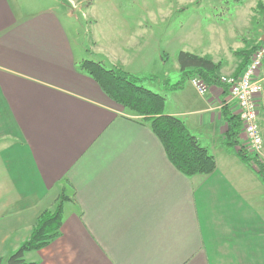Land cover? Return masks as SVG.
I'll return each instance as SVG.
<instances>
[{
	"label": "crops",
	"instance_id": "crops-1",
	"mask_svg": "<svg viewBox=\"0 0 264 264\" xmlns=\"http://www.w3.org/2000/svg\"><path fill=\"white\" fill-rule=\"evenodd\" d=\"M123 3L0 0V259L64 194L60 234L25 252L26 263L264 264V180L222 143L225 116L235 112L228 95L213 86L198 101L165 103L164 113L183 120L215 158L212 173L186 176L149 126L79 68L93 59L142 73L126 65L125 50L142 31L133 13L144 9L125 11ZM236 39L226 48L232 71L245 46ZM170 90L163 86L165 97Z\"/></svg>",
	"mask_w": 264,
	"mask_h": 264
},
{
	"label": "rangeland",
	"instance_id": "rangeland-1",
	"mask_svg": "<svg viewBox=\"0 0 264 264\" xmlns=\"http://www.w3.org/2000/svg\"><path fill=\"white\" fill-rule=\"evenodd\" d=\"M123 1L121 7L125 11L135 8L144 9L143 14L133 13V17L137 20L133 19L135 21H132L141 23L136 26V29L142 31L139 32V36L129 37L132 47L125 50L127 52L125 55L126 65L129 68L142 70V73L131 74L139 78L140 85L162 95H164L162 92H164L165 79L170 84L182 79L176 59L179 51L193 50L203 54L208 53L207 56L223 60L226 63V68L220 67L221 71L219 70L218 73L220 78V76L234 74L230 62L232 54L227 52L226 48L235 46L236 36L241 42L244 41L245 46L242 49H251L260 40L259 35L264 32V18L261 11L254 5L255 0L240 2L234 0H144L143 3H141L142 0ZM127 1H131V3L128 4ZM251 6L253 7L252 11ZM77 15L82 20V12H78ZM247 16V23L244 25L245 19L241 22V18ZM145 31H147V35H145ZM79 35L81 42L89 49L91 46L90 35L84 36L83 28ZM253 51L252 49L248 63L253 57ZM87 58L94 57L87 54ZM238 59L240 61L239 57ZM261 66L264 69V62ZM193 77L188 79L190 82L185 85L184 90H170L166 94L165 103L168 109L180 101L183 96L192 101H198L206 94L198 93L190 80ZM261 133L263 147L259 155L264 161V128ZM238 143L247 148L243 135L238 138ZM6 258L0 259L1 262L4 263Z\"/></svg>",
	"mask_w": 264,
	"mask_h": 264
},
{
	"label": "trees",
	"instance_id": "trees-1",
	"mask_svg": "<svg viewBox=\"0 0 264 264\" xmlns=\"http://www.w3.org/2000/svg\"><path fill=\"white\" fill-rule=\"evenodd\" d=\"M240 2L242 0H234ZM256 8L264 18V0H258ZM262 45L259 40L255 48ZM241 49L234 54L240 58L234 74L238 76L246 67L252 49ZM177 63L182 79L168 85L169 89H176L190 77H199L209 88L219 86L223 94L229 93V85L219 78L221 61L214 62L207 56L179 51ZM79 68L85 71L98 84L100 89L115 103L132 115L138 116L140 122L147 124L160 140L170 162L186 176L195 174H209L216 168L214 156L202 146L198 139L189 132L187 126L179 117L164 113L165 96L152 91L138 83L139 78L103 61L84 59ZM226 106V105H225ZM227 107V106H226ZM226 128L222 134V143L227 147L236 146L240 159L252 166L264 180V161L254 152L238 143L240 137V122L236 113L228 110L225 116ZM248 150V151H247ZM66 196L61 195L54 210H44L37 218L30 236L23 241L0 264H29L23 259L27 251L38 250L47 246L60 234L62 225V205Z\"/></svg>",
	"mask_w": 264,
	"mask_h": 264
},
{
	"label": "built area",
	"instance_id": "built-area-1",
	"mask_svg": "<svg viewBox=\"0 0 264 264\" xmlns=\"http://www.w3.org/2000/svg\"><path fill=\"white\" fill-rule=\"evenodd\" d=\"M253 52L250 62L238 76H222L221 80L229 85V103L227 104L235 106L234 113L237 114L240 122V136L243 135L249 151L259 155L263 147L258 104V97L263 87L259 70L264 62V45L257 46ZM190 80L199 94H205L208 91L207 85L199 77H193Z\"/></svg>",
	"mask_w": 264,
	"mask_h": 264
},
{
	"label": "water",
	"instance_id": "water-1",
	"mask_svg": "<svg viewBox=\"0 0 264 264\" xmlns=\"http://www.w3.org/2000/svg\"><path fill=\"white\" fill-rule=\"evenodd\" d=\"M260 41L264 44V32L261 34Z\"/></svg>",
	"mask_w": 264,
	"mask_h": 264
}]
</instances>
